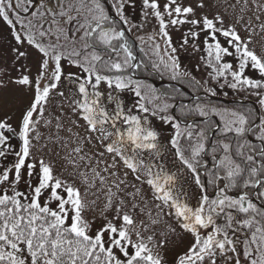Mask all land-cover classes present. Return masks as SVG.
<instances>
[{
	"label": "snow or ice",
	"instance_id": "obj_1",
	"mask_svg": "<svg viewBox=\"0 0 264 264\" xmlns=\"http://www.w3.org/2000/svg\"><path fill=\"white\" fill-rule=\"evenodd\" d=\"M20 2L16 0L14 8V0H0V20L12 30L18 45L33 47L40 59L36 77L22 74L15 81L32 92L19 131L7 121L0 122V158L6 161L9 155L15 157L10 166L0 165V264H168L161 250L177 229L190 239L172 264H218V260L220 264H264V203L255 202L264 201V116L257 124L251 109L231 110L200 103L193 108L182 106L185 116H219L222 127L215 126L218 136L209 144L206 129L190 124L182 129L181 121L169 114L173 105L162 100L156 89L134 78L136 70L145 65L142 60L137 62L126 36L132 29L120 26L130 23L124 15L126 0H120L116 9L119 21L110 17L100 0H79L78 5H62L59 12L45 7L25 22L17 10ZM142 4L145 18L151 14L158 21V32L148 39L154 41L158 35L171 50L165 59L159 55L160 44H154L159 56V63H152L154 69L170 72L173 80L186 76L179 70L178 57L172 55L176 48L168 29L170 25L200 26L199 32L189 30L184 44L189 36L195 39L204 32L205 60L212 69V79H222L221 88L250 89L264 107V51L258 54L250 47L255 28L245 29L247 35L242 37L236 23L226 24L219 14L197 19L196 9L185 6L182 0H165L163 4L160 0H142ZM247 6L248 0H244L241 11ZM198 7H205L203 0ZM255 7L264 13V4L255 3ZM23 10L28 12L27 7ZM49 13L52 20L46 28ZM190 15L193 18L189 19ZM57 16L66 18V23L75 21V31L60 27ZM256 19L260 20V15ZM259 28L264 32V23ZM77 39L79 48L75 47ZM138 39L144 42V37ZM14 50L17 59L28 54L20 47ZM226 57L236 61L235 67ZM65 59L79 70L67 74L75 89L71 109L84 121L77 127H83L86 133L83 137L76 135L102 148L94 156L108 154L111 160L105 161L103 168H99V160L92 166L93 156L82 154L84 148L78 144L72 152L85 162V170L76 178L56 174L52 164L33 156L32 134L39 124L36 117L43 118L54 93L65 95L58 91L65 77ZM246 70L257 71L260 78L246 75ZM191 79L199 85L194 77ZM125 90L138 98L132 108L120 99L119 94ZM207 91L215 95L214 89ZM140 113L159 115L162 121L173 124L175 134L170 144L175 171L164 160L159 133L148 116ZM5 131L16 133L19 150L9 143ZM250 133L258 145L248 139ZM35 139H39L38 133ZM182 140L187 141L186 146ZM209 150L211 169L203 159ZM70 163L78 167L75 160ZM118 166L125 169L124 179L110 181L109 177L119 176L115 171ZM202 169L206 180L202 179ZM129 173L141 187L133 184L134 190L125 192L121 185L128 187ZM185 176H190L197 189L195 201L181 183ZM22 182L25 190L20 189ZM97 183L105 196L99 217L94 211L96 200L87 199ZM144 186L151 193L155 216L151 209L145 211ZM89 212L93 214L89 216ZM142 215L147 216V222L140 218ZM98 218L101 223L97 225ZM161 224L164 230L157 235L156 226Z\"/></svg>",
	"mask_w": 264,
	"mask_h": 264
},
{
	"label": "rangeland",
	"instance_id": "obj_2",
	"mask_svg": "<svg viewBox=\"0 0 264 264\" xmlns=\"http://www.w3.org/2000/svg\"><path fill=\"white\" fill-rule=\"evenodd\" d=\"M100 2L103 4L106 11L108 12L107 7L105 6L106 4L102 1ZM178 2H181V0H178ZM200 2L201 0H182V3L185 6L191 5L196 9L195 18L197 19L205 15L211 18L212 16L219 14L224 17L226 24L236 23L237 30L241 33L242 37L247 35L245 29L255 28L256 31L253 34V44H251L250 47L255 48L258 54L261 51H264V32H262L259 28V24L264 23V13L258 12L255 7V3L264 4V0H255V3L253 2V0H248L247 9L243 12L241 11V9L244 7V0H203L205 4L204 8L198 7V4ZM68 3L78 5L79 0H31V2H29V0H21L17 10L19 11L20 16L25 19V22H27L28 19H34L33 13L38 11H44L45 7L50 8L55 12H59L61 10V6H66V4ZM111 3L113 4L116 10L119 6L120 0H111ZM160 3H165V0H160ZM24 7L28 8V12H25L23 10ZM14 8H16V0H14ZM144 11L145 9L143 8L142 0H126L124 4V15L130 21V23L128 24V28L132 29V31L129 33L133 36L136 41H139L141 43L140 46L143 53L140 51L139 53L140 56L144 57V60L146 62L144 63V71H142L151 75L156 74L155 76L158 75L157 77L159 79L161 76H163L165 80L172 81L173 79L171 78L170 72L163 70V68H161L160 70H156L152 67V64L150 65V60L152 62L159 63V56H157L156 54L154 44H160L159 55L164 56L165 59H167V53H170L171 50L170 48H167L164 40L158 35L156 37V40L154 41L148 39L149 36L155 35L158 32V21L151 14H149L147 18H145ZM71 14L73 16L76 15L74 11ZM83 15H86V13L82 14L81 21L83 19ZM256 15H260V20L256 19ZM241 16H243V19H239ZM191 18L193 17L190 15L189 19ZM56 19L59 21V26L63 27L66 31H75V21L72 23H66V18H62L59 16H57ZM46 20L47 22L45 23V27L47 28L48 24L52 20L51 13L48 14ZM249 21H251V23H249ZM140 25L143 26L140 27ZM190 29L192 31L199 32L200 26L190 24L176 26L170 25L168 31L172 37V46L176 48V52L172 53V55L178 57L180 72L195 77L201 83V87L199 89L194 88V86L192 87L193 93L196 95L199 93L198 91L205 92L208 88H212L215 90V95L217 96L225 98H231L233 96L238 98H247L249 99L245 100L247 102L255 100L257 103H254L255 106L252 108V110L254 111V115L256 117L257 122L261 117V115H258V113L256 114L255 112L258 110V105L261 106L258 102V98L252 94V91L250 89L240 90L231 89L227 86L223 88L219 87V84L223 83V80L221 79L220 81H217L212 79V77L209 75V73L212 72V69L206 64V45L204 43L205 33L201 32L200 36L195 39L189 36L188 43L184 44V37L186 34L189 33ZM76 35L78 38L79 33H76ZM138 37H144V42H141ZM221 40L223 42V38H221ZM53 42H55L54 38ZM61 43H65V41H63L62 39ZM80 43L81 42L77 39L75 47L79 48ZM17 47H20L21 51L27 52V56L17 59V54L14 50ZM39 59L40 56L33 47H30L27 44H25L24 46L18 45L17 41L14 39L12 30L2 20H0V85H3L0 86V122L7 121L11 124L12 128L16 130V132L19 131V125L21 122L22 114L28 107V104L32 98V92L29 91L28 88L16 84L15 81L19 79L22 74L29 75L30 78L36 77L39 72ZM225 59L229 62H231L230 60L234 61L233 65L235 67L236 61L232 57H226ZM62 66L65 71V77L63 78L62 84L58 91H63L65 95L64 97H60L58 94L54 93L50 97L49 103L45 107L43 118L36 117L39 120V124L36 126V129L32 134L33 156L37 159L43 158L45 162L52 164L56 174L62 177L76 178L78 172L85 170V162L81 161L79 159V156L72 152V149L78 144H82L84 148V153L82 154H87V156H93L92 166H95L96 160H99V168H103L105 166V161L111 163V160L108 154H105L104 157L94 156V153L102 150V148H100L95 141H93L91 144H88L78 139L76 135L77 133H79L80 137L86 135L83 127H77V125H83L84 121L82 119H79L77 114L72 112L71 101L73 99L72 94L75 89L72 83L68 80L67 74L78 73L79 70L74 65L69 64L67 59L63 61ZM138 71L140 72V69ZM246 75L251 76L253 78H260L259 73L255 70H246ZM135 79H139L143 81L146 85H150L154 88L153 82L147 78ZM229 81L231 82V78H229ZM183 86L184 87H177L180 90H185V85ZM165 90L167 91V89ZM172 91L174 93V90ZM157 93L161 94L162 100H166L167 103L173 105V107L169 109V114L171 115H173V108L176 102L179 103L177 104L175 110L187 104L185 103V101H189L192 97V95L190 94L189 100L185 99L184 101L181 95H179V91H177L175 94H171V92H168V94H163L161 92ZM119 95L120 99L128 108H132L138 101V98L134 95V93L127 90L120 93ZM206 98L207 96H198V99L191 101V105L188 103L187 106L194 107L197 103H200L241 111H244L242 109L243 107L248 106V104L244 105L240 103V105H238L233 104L231 102H220L221 100L213 98L211 99L210 97H208L207 99ZM262 108V116H264V107ZM140 114L147 115L148 119L151 121V126L159 133L160 143L163 146L162 152L164 160L168 164V166L171 167L173 171H175L176 165L174 163V149L170 144V139L175 134V128L173 124L162 121L159 115L152 116L150 113ZM192 115L196 114L192 113ZM214 118H216V116L212 115L207 122H204L206 124L204 126L202 123L196 122L190 124L193 126V128L202 127L205 129L206 127L209 137V144L211 143L212 134V130L210 127L213 125L212 123L214 122ZM48 121H50V123H48ZM220 123L222 127L221 120ZM257 123H259V121ZM58 124L60 125L59 127H57ZM185 126L186 125L181 124L182 129H184ZM215 132L218 133V130L213 129V133ZM37 133L39 134V139H35ZM5 134L10 136L9 143L13 146V148L15 150H19L20 141L16 133H8L7 131H5ZM14 159L15 157L13 155H9L6 161L0 158V165L10 166L14 162ZM70 160H75L78 167H74L73 164L70 163ZM110 171L113 170L110 169ZM115 171H118L119 176L109 177L110 181L113 179H124L123 173L125 169L122 166H118ZM203 171H201L202 179L205 178V176L203 175ZM181 183L184 185L185 190L188 192L190 199L195 201V199H197L198 197V192L195 186L192 185L190 176H185L184 180H182ZM127 184V188H125L124 185H121V188L125 192L133 191L134 189L131 187L133 184H135L137 187H141V185L137 181H135L131 173H129L127 177ZM99 188L100 185L97 183V187L92 188L87 193V199L89 201L96 200L94 211L98 217L100 211L104 207L105 202L104 192L100 191ZM20 189L25 190V185L23 182L20 185ZM81 190L83 192V186H81ZM113 191H115V189H113ZM209 192H212L211 186H209ZM143 193L144 199L147 202V208L145 209V211L147 212L149 209H151L153 216H155L156 209L153 206L151 193L147 186L143 187ZM141 206L143 207L144 205ZM92 214V212H89V216H91ZM140 218L144 219L147 222L146 215H142ZM164 220L175 226L174 221L169 220L168 217H164ZM99 223H101V220L98 218L96 224L98 225ZM156 230L157 235H159V232L164 230V225L161 224L156 226ZM168 239L170 243L165 249L161 250V254L164 255L168 264H172L176 253L187 246L190 238L183 237L180 234L179 229H177V233L173 236H169ZM218 264H220L219 260Z\"/></svg>",
	"mask_w": 264,
	"mask_h": 264
},
{
	"label": "flooded vegetation",
	"instance_id": "obj_3",
	"mask_svg": "<svg viewBox=\"0 0 264 264\" xmlns=\"http://www.w3.org/2000/svg\"><path fill=\"white\" fill-rule=\"evenodd\" d=\"M142 77H144V78H147V79H149V80H152L153 78H157V76L155 77V76H153V75H151V74H149V73H142V74H140ZM187 85V84H186ZM188 87H189V85H188ZM190 88V87H189ZM160 89H162L161 90V92L163 93V94H168V92L165 90V89H167V90H170V88H160ZM183 89V88H182ZM192 89V88H191ZM193 90V89H192ZM199 92V97H201V96H203L204 94L201 92V91H198ZM179 95H181V97H182V99L185 101V99H189V97H190V94L186 91V90H181V92H180V94ZM180 97V98H181ZM198 98V97H197ZM245 100H249V99H247V98H241V97H236V101H235V103H237L238 105H240V103H242V104H248V106H246V107H243L242 109L245 111V110H248V109H251L252 110V108L255 106L254 105V103H257L255 100H251V101H245ZM190 102H191V100H189V101H185V103H189L190 104ZM191 105V104H190ZM190 108H192L193 106H189ZM241 111V110H240ZM254 112V111H253ZM256 112V114H257V111H255ZM191 117H195L196 118V120H198V121H194V122H196V123H204V122H207L208 120L207 119H204V117H201V116H199L198 114H196V115H192V114H190V115H188V116H185V115H182V117H181V120L182 121H187V120H189ZM215 120V119H214ZM259 121V120H258ZM257 121V122H258ZM193 122V123H194ZM212 122V121H211ZM256 122V123H257ZM213 125L210 127L211 128V130H212V128L214 127V125L216 124V121L214 122V123H212ZM258 124V123H257ZM204 125V124H203ZM218 133H216L215 132V134H214V138H213V140H212V142H214L215 141V139L217 138L215 135H217ZM218 136V135H217ZM250 136V137H249ZM248 139L252 142V143H254V144H259V141L258 140H256V138H255V136H252V134L250 133L249 135H248ZM211 142V143H212ZM210 143V144H211ZM203 159L205 160V161H207V163H208V168L209 169H211L212 168V164H213V161H212V157H211V154H210V150H209V153L208 154H205L204 155V157H203ZM201 171H203V169L201 170ZM257 204H259L258 203V201H255ZM263 203H264V201H262Z\"/></svg>",
	"mask_w": 264,
	"mask_h": 264
},
{
	"label": "water",
	"instance_id": "obj_4",
	"mask_svg": "<svg viewBox=\"0 0 264 264\" xmlns=\"http://www.w3.org/2000/svg\"><path fill=\"white\" fill-rule=\"evenodd\" d=\"M102 1L106 4V6H107V8H108V11H109V13H110V17H112L113 19H116V20L119 21V17L117 16V13H116V11L114 10V8H113V6H112L110 0H102ZM121 25H122V24H121ZM122 27H124L125 30L127 29V26H126V25H122ZM155 83H156V85H160L161 83H168V81L165 80V79H159V80H155ZM175 83H176V82H175ZM176 84H178V83H176ZM178 85H179V84H178ZM180 86L184 87L183 85H180ZM185 88H186V87H185ZM191 95H192L191 99H193V98H195L198 94L195 95L194 93H191ZM210 96H212L213 98H216V99H222V100H225V101H227V102H230V101L233 100V99H226V98H223V97H220V96H215V95H210ZM178 103H179V102H176V104H175V106H174V108H173V113H174V115H176V116H177V114H176V110H175V108H176V106H177ZM189 122H192V120H190ZM217 125H220L219 121H218ZM215 129H216V127H215Z\"/></svg>",
	"mask_w": 264,
	"mask_h": 264
},
{
	"label": "trees",
	"instance_id": "obj_5",
	"mask_svg": "<svg viewBox=\"0 0 264 264\" xmlns=\"http://www.w3.org/2000/svg\"><path fill=\"white\" fill-rule=\"evenodd\" d=\"M129 42H130V44L132 45V48H133V45H134L133 41H132V40H129ZM150 62H151V63H150ZM150 62H149V63H150V65H151L153 62H152L151 60H150ZM145 63H146V62H145ZM191 77H193V76H191V75L181 76L180 78H178V80H180V81L183 82V83H186V84L190 85L191 87L194 86V88L199 89V88L201 87V83H199V85H197V84L191 79ZM194 78H195V77H194ZM195 80L198 81L196 78H195ZM170 88H172V89L174 90V93H173V91H172L171 94H175L177 91L181 92V90L178 89V87L170 86ZM206 99H207V98H206ZM185 105H187V104H185ZM181 108H182V107H179V109H177V111H178L179 115L182 116ZM182 143H183V145H184V144L186 145V144H187V141L182 140Z\"/></svg>",
	"mask_w": 264,
	"mask_h": 264
}]
</instances>
